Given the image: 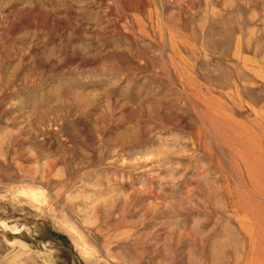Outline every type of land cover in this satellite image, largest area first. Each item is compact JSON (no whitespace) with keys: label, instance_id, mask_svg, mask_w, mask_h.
I'll use <instances>...</instances> for the list:
<instances>
[{"label":"rangeland","instance_id":"1","mask_svg":"<svg viewBox=\"0 0 264 264\" xmlns=\"http://www.w3.org/2000/svg\"><path fill=\"white\" fill-rule=\"evenodd\" d=\"M0 264H264V0H0Z\"/></svg>","mask_w":264,"mask_h":264},{"label":"bare ground","instance_id":"2","mask_svg":"<svg viewBox=\"0 0 264 264\" xmlns=\"http://www.w3.org/2000/svg\"><path fill=\"white\" fill-rule=\"evenodd\" d=\"M0 225L3 226V227H7V225H5V224H3V223H1V222H0Z\"/></svg>","mask_w":264,"mask_h":264}]
</instances>
